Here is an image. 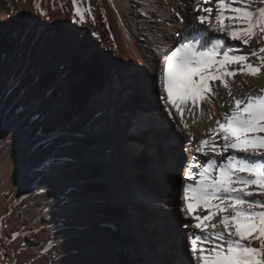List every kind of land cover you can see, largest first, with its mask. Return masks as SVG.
<instances>
[{"label": "bare ground", "instance_id": "1", "mask_svg": "<svg viewBox=\"0 0 264 264\" xmlns=\"http://www.w3.org/2000/svg\"><path fill=\"white\" fill-rule=\"evenodd\" d=\"M177 1L182 15L175 0H164L158 15L144 7L138 14L127 0H85L98 22L76 25L71 0H40L48 18L34 0H0V264H178L183 257L185 236L196 230L180 227L192 221L179 213L168 169L207 159L196 148L212 122L189 117L184 128L176 116L173 123L159 89L144 88L145 74L156 75L185 33L207 31L194 19L197 0ZM261 88L264 77L243 84V92ZM220 102L216 118L226 111ZM78 119L92 139L78 133ZM108 131L123 134L132 161L111 151L119 146L104 139ZM142 158L149 167L140 165V177L154 188L139 193L130 175Z\"/></svg>", "mask_w": 264, "mask_h": 264}, {"label": "snow or ice", "instance_id": "2", "mask_svg": "<svg viewBox=\"0 0 264 264\" xmlns=\"http://www.w3.org/2000/svg\"><path fill=\"white\" fill-rule=\"evenodd\" d=\"M84 4L71 0V22L95 25L92 7ZM33 7L48 18L40 0ZM194 11L207 31L185 33L164 55L156 75L145 74L144 84L153 95L159 89L162 114L173 123L176 116L184 128L189 117L194 124L203 118L212 122L196 148L207 159L194 156L184 169L179 213L192 222L180 227L196 231L188 234L178 264H264V88L243 92L249 78L264 77V0H197ZM216 100L226 109L219 118ZM189 135L185 148L194 139Z\"/></svg>", "mask_w": 264, "mask_h": 264}, {"label": "rangeland", "instance_id": "3", "mask_svg": "<svg viewBox=\"0 0 264 264\" xmlns=\"http://www.w3.org/2000/svg\"><path fill=\"white\" fill-rule=\"evenodd\" d=\"M172 1H174V0H172ZM127 2L128 3H130V8L132 9V6L133 7H137L136 9H137V13L139 14V12H141V10H140V7H144L146 10H152V11H155V15H158V13L157 12H159V14H160V11H164L165 10V3H164V0H160V1H157V0H127ZM151 2V3H150ZM156 2V3H155ZM144 3V4H143ZM177 3V4H176ZM143 4V5H142ZM122 5V4H121ZM158 5H161V7H163V9H161L160 7H158ZM175 6H176V9L178 10V13H180L181 15H182V7H181V5L178 3V1L177 0H175ZM152 7V8H151ZM145 10V11H146ZM145 11L143 12V14L145 13ZM151 12V11H150ZM165 12V11H164ZM157 13V14H156ZM145 15V14H144ZM154 18L156 19V20H158L159 21V19H160V21H162V23H166V21L165 20H161V18H157V16H154ZM177 23H179L180 25H181V28L183 27V25H185V19L184 18H182V19H178V21H177ZM132 60V61H131ZM133 63V59H131L130 58V63ZM135 62V61H134ZM136 64H137V66H141L138 62H135ZM109 91H107V93H108ZM108 95H110V94H107L106 96H105V98H106V102H108L109 103V101H110V98L109 97H111V95L110 96H108ZM133 107L131 106V104H130V107H129V109L131 110ZM129 112V111H128ZM79 122V123H78ZM80 120L78 119L77 120V123L79 124L78 126L80 127L79 128V130H78V133H86L85 134V136H82V137H84L85 139H92L91 138V135H89V133L87 132V130L86 129H84V128H82L81 126H80ZM118 128L119 129H123L122 128V125L120 124V125H118ZM88 133V134H87ZM107 142H109V141H112L113 142V144L114 145H117V146H119V149H115L114 147L112 148V150H111V148H110V150L111 151H115L117 154H119V156L120 155H124L126 158H129V160L130 161H132L131 160V158H132V155H130L129 154V152H130V149L127 147V145H126V143H125V141H120L121 139L122 140H125V137L123 136V134H117V135H115L114 133H111V132H107V136H106V138H104ZM143 141V140H142ZM121 143V144H120ZM104 148H106V146H104ZM143 159V158H142ZM135 166L132 168V175H130V177H132V179H134L133 180V184H135V187H136V189L139 191V193H142V191H143V188H142V185H144V186H146L147 188H149V189H153L154 187H153V185H151V179H149L148 177H144V178H142L141 179V174L142 173H140V171L142 170L141 168H140V165L141 164H144V165H146V166H148L149 167V165H147V163H145V160L143 159V160H135V162L133 163ZM111 173H112V175H113V169L111 170ZM183 174H184V171H182V172H173V170L172 169H170V171H169V169H168V181L171 183V184H173L174 186H176V187H174V189H176V193L178 194V203H179V205H181V195H182V186H183ZM123 187H125V185L123 184ZM131 218H133L132 216H131ZM137 226V225H136ZM185 230V229H184ZM186 238H185V240H186V243H187V239H188V236H185ZM145 245H147L146 244V242L144 243Z\"/></svg>", "mask_w": 264, "mask_h": 264}]
</instances>
